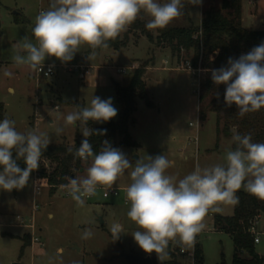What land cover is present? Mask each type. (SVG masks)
<instances>
[{"label":"rangeland","instance_id":"1","mask_svg":"<svg viewBox=\"0 0 264 264\" xmlns=\"http://www.w3.org/2000/svg\"><path fill=\"white\" fill-rule=\"evenodd\" d=\"M182 2V15L167 27H198L207 10L222 9L223 0H202L198 6L190 0ZM50 3L51 0H0V105L4 118L15 120L17 131L47 132L51 137L49 145H72L76 133L83 136V126L79 122L76 127L65 126L64 117L77 111V105L87 106L93 96H99L105 100L112 98L118 114L111 120L117 121L122 103L117 98L116 85L126 86L134 71L147 65L145 87L155 108L137 100L136 123L130 129L137 146L116 148L133 165L139 157L164 154L172 163L166 174L177 179L194 171L197 165L204 168L224 163L232 143L221 136L216 148V115L208 113L205 121L200 119L199 94L206 72L190 68L193 52H182L179 58L170 49L161 48L136 32L129 35L127 46L118 52L111 48L96 50L91 60L87 59L92 51L87 45L81 46L80 52L66 64L55 57L46 58L44 65H52L56 71L48 79L39 77L28 66H17L11 59L17 43L25 36L35 42L31 31L35 17L40 11L48 10ZM141 16L145 22L150 19L143 12ZM242 19L245 29L264 30V0H242ZM157 30H151L154 37ZM126 32L127 29L119 37L123 38ZM80 65L88 70L87 74L70 72ZM123 68L127 69L126 74L118 72ZM106 123L95 122L97 126ZM58 126L64 129L60 135L55 133ZM88 166L90 162H82L76 177L85 176ZM130 171L126 170L111 187L98 186L97 194L85 198L83 207L68 197V190L62 187L53 192L48 185L41 184L36 192L37 178L33 176L21 190H0V264H131L127 255L146 254L131 235L140 229L127 217L130 205L125 201V193L131 183ZM110 188L117 189L118 196L104 198L103 193ZM220 207L222 211L218 213L232 216L233 205ZM214 213L205 217V228L196 236L195 243L202 247L204 264H231L233 239L215 230ZM18 216L23 219V225L19 224ZM113 223L123 228L117 240H113L109 231ZM86 228L93 232L89 239L82 238ZM260 228L264 231V223ZM24 236L30 237V246L20 256ZM194 244L184 245L177 239L169 243L168 249L173 250L175 245L186 249L184 255L175 251L176 261L192 264ZM255 251L264 257V237L255 244ZM151 255L154 264H160L157 255L154 252Z\"/></svg>","mask_w":264,"mask_h":264},{"label":"clouds","instance_id":"2","mask_svg":"<svg viewBox=\"0 0 264 264\" xmlns=\"http://www.w3.org/2000/svg\"><path fill=\"white\" fill-rule=\"evenodd\" d=\"M202 0H190L200 5ZM182 0H51L48 10L35 17L32 36L17 43L11 57L17 66H28L43 71L48 57H55L66 64L87 45L92 51L87 59L96 56L97 49L109 47L120 33L134 23L141 12L150 19L145 24L149 30L166 28L182 15ZM211 72L215 85H225V104H235L242 117L249 112L264 108V42L255 46L238 59L229 58L227 66L205 70ZM5 75H11L5 73ZM69 112L64 117L65 126L82 125L85 137L76 148L74 156L89 163L85 176L67 177L62 188L79 207L85 198L97 194L98 186L111 187L119 176L131 169V183L126 188L125 201L130 205L127 217L140 230L133 232L135 242L148 254L155 253L160 264L168 259L170 242L179 240L184 245H193L196 236L205 228L204 219L210 212L222 211L220 205H237L236 193L243 187L249 194L264 200V143L253 142L251 134L234 133L236 147L228 150L223 164L201 168L197 165L191 173L177 179L166 174L172 167L164 155L138 158L135 164L118 148L105 140L98 152L94 151L89 137L103 135L100 130L88 127L89 121L108 122L116 117L118 110L112 98L93 96L87 106ZM15 120L5 117L0 121V190L11 192L23 189L31 173L40 166L43 151L51 142L47 132L17 131ZM56 127V135L63 132ZM106 131V130H105ZM72 152V148L68 149ZM15 154V158H14ZM26 165L21 168L19 160ZM109 231L113 240L119 239L122 225L113 223ZM91 229H85L82 238L89 239Z\"/></svg>","mask_w":264,"mask_h":264},{"label":"trees","instance_id":"3","mask_svg":"<svg viewBox=\"0 0 264 264\" xmlns=\"http://www.w3.org/2000/svg\"><path fill=\"white\" fill-rule=\"evenodd\" d=\"M142 17L140 14L137 20L127 27L123 38L118 36L115 40L109 41L107 48L118 52L127 46L130 34L140 32L150 42H155L161 48L170 49L179 58L182 52H193L189 63L193 70H210L227 66L230 57L238 59L264 42V30H247L243 27L242 0H223L222 9L207 10L198 27H166L158 29L156 37L145 27L147 22ZM146 71L147 65L137 68L126 86L116 85L117 98L122 103L120 118L117 121L110 120L104 126H97L95 121H89L88 127L104 132L103 135L93 134L88 138L94 151L98 152L105 140L115 148L137 146L130 135V128L136 123L134 115L137 111V100H144L148 108L153 107L145 87ZM205 72L206 76L199 94L200 119L205 121L208 113L216 115L218 137L216 148L220 138L224 137L231 140L234 149L236 147L232 140L234 133L251 134L253 142L264 143V108L241 117L235 104L231 107L225 104L226 86L215 85L211 79V72ZM3 114V106L0 105V119L4 118ZM76 134L77 138L72 145H49L43 151L39 168L30 175L37 178L38 184H46L55 192L57 188L68 183L67 177H76V173L82 167V161L74 156V152L85 139L83 136L79 137V133ZM70 147L72 152L68 151ZM17 163L22 169L26 167L22 159ZM236 195L239 202L234 206L232 216L225 217L215 212L213 226L218 232L229 234L233 239L234 257L231 264H264V257L255 251V240L250 232L254 221L264 220V200L256 198L243 188ZM22 241L20 256L30 246V237L24 236ZM176 250L177 248L168 249V261L163 264H179L175 257ZM193 255L192 264H204L203 250L198 243L194 244Z\"/></svg>","mask_w":264,"mask_h":264},{"label":"built area","instance_id":"4","mask_svg":"<svg viewBox=\"0 0 264 264\" xmlns=\"http://www.w3.org/2000/svg\"><path fill=\"white\" fill-rule=\"evenodd\" d=\"M70 72H81V73L83 72L84 74H87L88 70L84 66L80 65V66H74ZM118 72L121 74H126L127 69L126 68L119 69ZM36 73L39 77H42L44 79H48V78H51L52 76H54L56 71H55L54 66L49 65V64H45L43 67V71L36 70ZM40 186H41L40 184L36 183V188H35L36 192L39 190ZM118 194H119V192L117 189L110 188L108 191L103 193V197L108 198L109 196H118ZM67 196L71 197V195H69V192L67 193ZM92 197H90V198H92ZM90 198H86V199H90ZM17 219L19 220V224L23 225V219L19 216L17 217ZM262 223H264V221H262V219H258L256 221H254L253 224L251 225L250 232L254 237V240H255L254 243L255 244H259L261 237H264V231L262 230V228H260ZM174 248H177L176 252H178V254H180V255L186 254V249L179 247V245H175ZM192 262H193V260H192Z\"/></svg>","mask_w":264,"mask_h":264},{"label":"water","instance_id":"5","mask_svg":"<svg viewBox=\"0 0 264 264\" xmlns=\"http://www.w3.org/2000/svg\"><path fill=\"white\" fill-rule=\"evenodd\" d=\"M127 261L131 264H153L152 259L149 256H139L135 254H129L127 255ZM19 264V263H14Z\"/></svg>","mask_w":264,"mask_h":264},{"label":"crops","instance_id":"6","mask_svg":"<svg viewBox=\"0 0 264 264\" xmlns=\"http://www.w3.org/2000/svg\"><path fill=\"white\" fill-rule=\"evenodd\" d=\"M147 70H148V68H147ZM147 90V89H146ZM148 92V91H147ZM153 104V103H152ZM152 108H155V105H153V107ZM133 127V126H132ZM131 129V128H130ZM85 138V137H84ZM34 178H35V180H36V177L35 176H33ZM23 227H25V226H23ZM32 226H26V228H31ZM32 229V228H31ZM27 234H34V233H29V232H27ZM17 237V236H16ZM142 256H144V257H146V256H149L151 259H152V261H153V264H154V258H153V255H151V254H148V253H146V254H141ZM168 261V260H167Z\"/></svg>","mask_w":264,"mask_h":264}]
</instances>
